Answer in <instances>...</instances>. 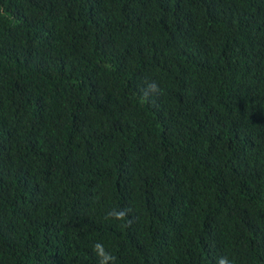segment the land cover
I'll use <instances>...</instances> for the list:
<instances>
[{
	"label": "trees",
	"instance_id": "obj_1",
	"mask_svg": "<svg viewBox=\"0 0 264 264\" xmlns=\"http://www.w3.org/2000/svg\"><path fill=\"white\" fill-rule=\"evenodd\" d=\"M97 243L264 264V0H0V264Z\"/></svg>",
	"mask_w": 264,
	"mask_h": 264
},
{
	"label": "clouds",
	"instance_id": "obj_2",
	"mask_svg": "<svg viewBox=\"0 0 264 264\" xmlns=\"http://www.w3.org/2000/svg\"><path fill=\"white\" fill-rule=\"evenodd\" d=\"M150 88L154 92L160 91L155 82L152 83ZM110 215H113L117 220H123L127 215V211L121 210L119 212L110 213ZM94 250L97 252L98 256L102 257L100 264H108L109 261L115 260V257L111 253H106L103 246L99 243L94 245ZM219 264H231V261H229L227 257H222L219 259Z\"/></svg>",
	"mask_w": 264,
	"mask_h": 264
}]
</instances>
